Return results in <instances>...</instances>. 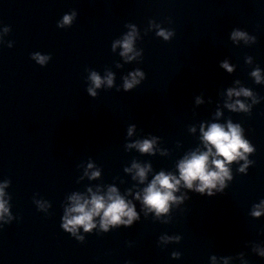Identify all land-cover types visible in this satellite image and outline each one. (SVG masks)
I'll return each mask as SVG.
<instances>
[{
  "label": "water",
  "instance_id": "water-1",
  "mask_svg": "<svg viewBox=\"0 0 264 264\" xmlns=\"http://www.w3.org/2000/svg\"><path fill=\"white\" fill-rule=\"evenodd\" d=\"M74 9L72 25L57 27ZM150 21L172 29L173 37L156 36ZM129 24L137 30L134 51L141 53L132 61L120 55L119 44L111 47L132 31ZM236 28L256 42L232 41ZM34 53L51 59L41 66ZM256 66L264 79V0H0V199L18 217L9 224L7 214L0 218V264H264L251 251L252 243L264 247V211L251 216L264 199V84L249 75ZM137 69L145 79L124 91L123 78ZM92 71L102 79L112 72L113 87L102 84L96 97L89 95ZM240 87L260 102L227 96L228 88ZM238 99L252 105L249 114L225 107ZM229 119L255 147L245 154L254 162L246 173L238 171L244 160L233 161V179L213 196L181 182L173 194L190 198L170 203L159 217L135 198L157 172L178 177L181 158L206 150L202 123L207 130ZM130 125L135 128L128 136ZM152 137L154 154L125 149ZM133 161L152 166L143 183L132 179L135 169L124 171ZM97 170L100 176L90 180ZM110 184L132 201L138 221L105 233L96 217L91 233L78 227L83 242L61 229L73 192L89 196L91 187L103 195ZM41 200L51 204L47 214L36 208ZM165 234L181 240L158 245ZM172 251L181 256L172 258Z\"/></svg>",
  "mask_w": 264,
  "mask_h": 264
},
{
  "label": "clouds",
  "instance_id": "clouds-1",
  "mask_svg": "<svg viewBox=\"0 0 264 264\" xmlns=\"http://www.w3.org/2000/svg\"><path fill=\"white\" fill-rule=\"evenodd\" d=\"M77 15L76 10H72L70 14H64L62 21L57 22V27L63 28L65 25H72L73 18ZM132 31L123 35L122 39L116 40L112 43L111 47L114 51L117 44L120 45L122 51L120 55L125 58L126 61H132L141 53L134 51V41L137 37L136 26L129 24ZM150 26L156 27V36L162 37L164 41L170 40L174 31L172 29H164L158 25H152L150 21ZM146 34V33H145ZM231 40H244L246 44L251 42L254 44L256 42L255 36H249L246 31L236 28L231 32ZM131 53V55H129ZM36 62L44 66L47 61L51 59V55H40L39 53H34L31 56ZM253 58L251 56H245V64H251ZM119 66V65H117ZM222 67L226 69L229 73L233 72V66L229 65L227 61L222 63ZM249 75L253 78L254 83L264 84V79L261 76V68L259 66L254 67ZM139 77V79H138ZM145 79V73L139 69L134 72H130L128 76L123 78V90L129 91L139 85L141 80ZM91 87H88L87 92L92 97H96L97 93L95 89L100 88L102 84H106L109 89L114 85V74L108 72L105 78H101L97 72L92 71L90 73ZM235 83L240 84L241 81L237 79ZM120 89L117 88V91ZM227 96L232 97H251L252 103L257 104L260 102L261 97L257 94L254 95L253 91L248 87L228 88ZM197 102L200 100L197 98ZM225 107L232 112H243L249 114L252 109V105H246L241 100H236L234 103L225 102ZM221 113L216 112L219 116ZM135 125H130L127 129V135L131 136ZM195 131V129H191ZM200 132L202 133L201 140L204 144L205 151L193 150L189 154H186L181 158L176 167L179 170V176L177 177L172 172L161 170L157 172L148 182L147 186L143 188V194L141 196L140 192L135 193V198L142 201V205L146 206L148 210H154L156 216L159 217L160 214H167L169 212L170 203L171 204H181L188 200L190 197L187 193L181 196H175L173 193L178 191L181 182L183 186L187 189L193 190L195 193L200 195L213 196L217 192H223L227 187L226 180L231 181L233 175L228 167L233 161L244 160V164L240 165L238 171L246 173L248 165L253 164L252 160H248L245 154L253 153L255 147L246 139L243 135L244 129L240 123H232L231 119L228 120L226 126L220 123H211L208 125L207 130L202 123L200 125ZM156 142V137L151 139L136 140L132 143H127L125 149L136 148L140 153L154 154V144ZM215 149V151H213ZM212 157L211 162L209 157ZM222 157V159H221ZM210 163L212 166H210ZM88 168H92V164L88 165ZM135 169V175L132 177L133 180L137 178L141 183L147 179V174L152 170L150 164H144L141 166L140 163L133 161L131 168H125L124 171L131 172ZM87 174V173H86ZM100 176V171H93L88 177L90 180ZM195 182V183H194ZM10 180L5 181L7 186ZM213 189L216 192H213ZM128 191H131L129 189ZM87 193L89 196H85L82 193L73 192L68 199L71 201V206L64 207L63 215L61 216L60 227L65 232L69 233L77 241L83 242L85 236L78 234V227H82L85 233H91L92 229L96 227V221L94 218L99 217V227L103 232H108L109 227L118 228L119 226L129 227L134 221H138L140 217L135 211V207L131 200L126 201L123 196L118 192L117 187L114 185H108L107 192L105 194H100L99 188L97 191H93L91 187L87 188ZM4 196L3 188H0V197ZM7 201L0 199V218L4 214L8 215V219L4 221V224H9L13 219H18L14 217L10 212L9 208L6 207ZM38 211H42L47 214L48 209L51 204L47 200L34 201ZM264 211V199H261L260 204L254 205L251 211V216L259 218L261 212ZM167 223V221L165 222ZM3 225H0L2 227ZM181 240L180 235L168 236L161 235L159 237L158 245L168 244L170 242L178 243ZM251 251L254 252L259 257H264V247H261L259 243H252ZM171 257L178 259L181 253L178 251H172ZM245 254L239 252L238 256L243 257ZM215 256L212 257L215 260ZM125 264H128L126 261ZM243 264H248L247 260H244Z\"/></svg>",
  "mask_w": 264,
  "mask_h": 264
}]
</instances>
